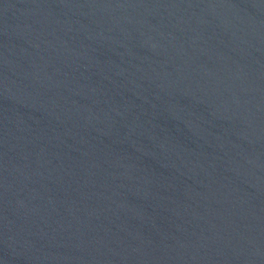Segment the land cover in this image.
I'll list each match as a JSON object with an SVG mask.
<instances>
[{
	"label": "water",
	"instance_id": "obj_1",
	"mask_svg": "<svg viewBox=\"0 0 264 264\" xmlns=\"http://www.w3.org/2000/svg\"><path fill=\"white\" fill-rule=\"evenodd\" d=\"M0 264H264V0H0Z\"/></svg>",
	"mask_w": 264,
	"mask_h": 264
}]
</instances>
